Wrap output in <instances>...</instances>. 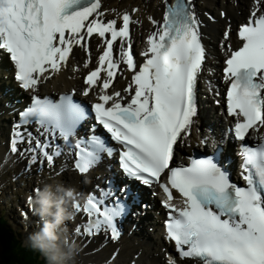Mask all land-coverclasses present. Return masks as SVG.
<instances>
[{
	"label": "snow or ice",
	"instance_id": "snow-or-ice-1",
	"mask_svg": "<svg viewBox=\"0 0 264 264\" xmlns=\"http://www.w3.org/2000/svg\"><path fill=\"white\" fill-rule=\"evenodd\" d=\"M101 3L0 0V60L7 57L14 80L35 93L43 80L67 66L75 48L87 51V41L99 37L103 51L84 80L82 94L99 87L91 111L118 147L106 146L96 135L87 137L75 145V169L85 174L102 153L117 155L127 177L159 184L166 197L162 203L169 209L167 239L176 253L167 256L166 264H264V0H253L247 22L238 29L242 44L235 50L229 46L223 62L226 115L233 118L230 131L239 142L243 187L212 157L170 166L175 147L190 135L198 115V80L207 57L191 0H165L162 23L149 17L156 28L146 38L140 64L131 38V25L138 21L128 12L121 14L119 25L117 19L105 21ZM89 63L90 56L84 67ZM125 69L132 76L124 94L110 93ZM84 117L85 109L69 96L53 102L33 95L13 127L9 151L27 158L28 166H52L61 155L56 141H67ZM31 124L38 135L25 127ZM247 139L259 142L252 146ZM173 189L180 195L179 205L173 202ZM112 197L110 190L101 189L99 196L89 194L83 205L73 203L74 211L87 218L76 227L77 235L120 238L119 222L126 209Z\"/></svg>",
	"mask_w": 264,
	"mask_h": 264
},
{
	"label": "clouds",
	"instance_id": "clouds-1",
	"mask_svg": "<svg viewBox=\"0 0 264 264\" xmlns=\"http://www.w3.org/2000/svg\"><path fill=\"white\" fill-rule=\"evenodd\" d=\"M74 190L63 184H45L31 197L35 214L40 217L39 229L30 234L28 245L40 252L46 264H68L76 255V247L64 234L62 225L71 218L68 204Z\"/></svg>",
	"mask_w": 264,
	"mask_h": 264
},
{
	"label": "bare ground",
	"instance_id": "bare-ground-1",
	"mask_svg": "<svg viewBox=\"0 0 264 264\" xmlns=\"http://www.w3.org/2000/svg\"><path fill=\"white\" fill-rule=\"evenodd\" d=\"M108 4L110 5H117L119 4V6H129L130 4H137L140 6V8L142 6H146L149 8H154L156 5L159 6V1L160 0H121L120 3H118L117 0H106ZM199 2H204V4L206 5L207 8L212 9L213 5H223L224 0H198ZM243 1L242 4L243 5H247V3L250 0H241ZM140 12V11H139ZM155 14H158V9L154 10ZM215 16L217 17L218 15H213V17L215 18ZM218 25H222V22H218ZM215 36H213V40H214ZM208 43L210 44L211 48L210 50L212 52H215V48L216 46L214 45V43L208 41ZM207 46V45H206ZM208 47V46H207ZM209 48V47H208ZM8 97V95H6ZM2 103V100H1ZM4 106V105H3ZM1 109V106H0ZM11 110H12V106H11ZM214 117H211V120H213ZM205 131V129H204ZM78 142V140L76 141ZM5 148H0V155L4 152ZM19 182L23 181L21 179L18 180ZM3 174L0 173V200H2L3 198V194H4V190L6 189L5 187L1 188V185L3 184ZM75 197H73L74 199ZM7 203V201H6ZM9 206V205H8ZM1 208V205H0ZM15 208V207H14ZM12 209V208H11ZM13 210V209H12ZM16 210V209H15ZM17 211V210H16ZM24 212L27 214L28 210L26 212V210H24ZM17 217L14 218V220L12 221H16L17 224L19 225L20 223L27 224L30 225L31 223V219L35 222L38 221V218L36 216H33L32 213H28L26 216H22L21 214H19L18 212H16ZM36 222V225L39 229V225ZM25 227V225H24ZM65 232V231H64ZM75 233V232H74ZM67 234H72V233H68ZM137 234L142 235V236H137ZM68 237V236H67ZM69 238V237H68ZM73 238H75V247H76V255L74 256L73 260H78L79 264H85L86 262H94L97 261L94 264H98L101 262V264L103 263V260H105L107 258V256L109 255V253H111L112 251H114V249L117 248L116 251L118 252L117 257L114 259L113 264H129V261L132 260L133 254L140 252L141 255L140 257L137 259V263L139 264H155V263H159L160 259L155 257V254L153 251H149L148 249V244L150 242V239L152 238V236L148 233L143 234V232L141 231V233H133L131 236L127 237L124 236L120 239V243H112L109 241V246L103 248V250H99L95 253V251L93 250L94 248H96L98 246V242L93 245V249L88 250V249H82V247L79 245L78 246V239L76 236H73ZM143 239V241H140L139 239ZM157 239V238H155ZM154 239V250H156L157 248V240ZM70 240V238H69ZM147 240V241H146ZM153 248V247H152ZM159 251V250H158ZM154 254V255H153ZM128 256V257H127ZM130 258L127 262L126 259ZM145 258H147V260H145ZM98 259H102L101 261L98 262ZM144 259V261H143ZM25 260V257H24ZM72 261H69L68 264H71Z\"/></svg>",
	"mask_w": 264,
	"mask_h": 264
},
{
	"label": "trees",
	"instance_id": "trees-1",
	"mask_svg": "<svg viewBox=\"0 0 264 264\" xmlns=\"http://www.w3.org/2000/svg\"><path fill=\"white\" fill-rule=\"evenodd\" d=\"M0 239L5 240L2 234L0 235ZM14 249L15 248H11L9 252H7L6 254L5 253L2 254L3 262L5 264H26L24 258H22V257H25V254L20 253V255H18V253L15 252Z\"/></svg>",
	"mask_w": 264,
	"mask_h": 264
},
{
	"label": "rangeland",
	"instance_id": "rangeland-1",
	"mask_svg": "<svg viewBox=\"0 0 264 264\" xmlns=\"http://www.w3.org/2000/svg\"><path fill=\"white\" fill-rule=\"evenodd\" d=\"M15 190L11 187V188H7L6 190H5V194L4 195H9V194H11L12 192H14ZM16 191H18V190H16ZM9 205V204H8ZM3 205H1V208H0V211H4L5 210V212H6V214L4 213V215L6 216V220H7V222L9 223V225L12 227V229L14 230V231H16L17 229H18V224H17V222L16 221H12V220H14V218L15 217H17V214L15 213V210H14V208H13V210L11 209V207H10V205L9 206H7V207H4ZM2 208H3V210H2ZM30 234H32V233H30Z\"/></svg>",
	"mask_w": 264,
	"mask_h": 264
}]
</instances>
